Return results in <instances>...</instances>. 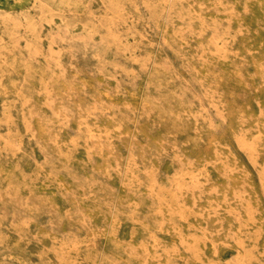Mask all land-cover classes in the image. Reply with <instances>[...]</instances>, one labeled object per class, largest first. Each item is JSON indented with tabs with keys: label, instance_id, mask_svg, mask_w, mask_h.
I'll return each instance as SVG.
<instances>
[{
	"label": "rangeland",
	"instance_id": "374dc122",
	"mask_svg": "<svg viewBox=\"0 0 264 264\" xmlns=\"http://www.w3.org/2000/svg\"><path fill=\"white\" fill-rule=\"evenodd\" d=\"M0 264H264V0H0Z\"/></svg>",
	"mask_w": 264,
	"mask_h": 264
}]
</instances>
